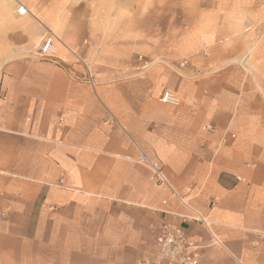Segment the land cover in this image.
I'll use <instances>...</instances> for the list:
<instances>
[{
  "label": "crops",
  "instance_id": "0c3cea01",
  "mask_svg": "<svg viewBox=\"0 0 264 264\" xmlns=\"http://www.w3.org/2000/svg\"><path fill=\"white\" fill-rule=\"evenodd\" d=\"M165 230L264 264V0H0V264H153Z\"/></svg>",
  "mask_w": 264,
  "mask_h": 264
},
{
  "label": "built area",
  "instance_id": "2783aa9c",
  "mask_svg": "<svg viewBox=\"0 0 264 264\" xmlns=\"http://www.w3.org/2000/svg\"><path fill=\"white\" fill-rule=\"evenodd\" d=\"M18 12H19L18 15L21 16L25 15V10L21 11L19 9ZM38 56L46 60H54L55 45L53 43L52 34H49L42 42L38 51ZM160 101L162 103L173 106L178 104V99L174 96V94L168 92H165L161 96ZM207 129L210 130L211 128L208 127ZM147 163L150 169L151 179L153 180V182L157 185H163L167 187L171 192V194L176 196V193L174 192V190L171 188V186L163 176V173L159 165L154 162H147ZM190 256H191V247L188 245L183 235L172 230H165L162 232L159 238V242L156 250V256L153 264H162V263L189 264L191 261ZM144 264H150V263L148 261H145Z\"/></svg>",
  "mask_w": 264,
  "mask_h": 264
},
{
  "label": "rangeland",
  "instance_id": "374dc122",
  "mask_svg": "<svg viewBox=\"0 0 264 264\" xmlns=\"http://www.w3.org/2000/svg\"><path fill=\"white\" fill-rule=\"evenodd\" d=\"M18 11H19V7H17V10H16V12L19 14V12H18ZM25 14H26V12H25Z\"/></svg>",
  "mask_w": 264,
  "mask_h": 264
}]
</instances>
